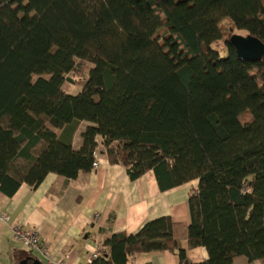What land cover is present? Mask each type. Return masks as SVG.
Masks as SVG:
<instances>
[{"label": "trees", "instance_id": "trees-1", "mask_svg": "<svg viewBox=\"0 0 264 264\" xmlns=\"http://www.w3.org/2000/svg\"><path fill=\"white\" fill-rule=\"evenodd\" d=\"M236 33L264 43V0H0V191L76 180L99 155L131 181L152 171L163 192L198 180L187 239L207 261L191 262L181 225L161 217L89 264L264 260V58L241 60ZM79 61L90 69L73 96Z\"/></svg>", "mask_w": 264, "mask_h": 264}, {"label": "crops", "instance_id": "crops-1", "mask_svg": "<svg viewBox=\"0 0 264 264\" xmlns=\"http://www.w3.org/2000/svg\"><path fill=\"white\" fill-rule=\"evenodd\" d=\"M78 133L74 145L79 147ZM100 166L90 173L68 180L49 174L37 189L23 185L12 197L0 191V264H20L31 256L42 264L67 260L68 264H89L91 256L114 234H136L146 223L170 217L180 226L181 247L193 263L209 259L203 248L191 249L187 227L190 224L189 198L199 181H191L168 191L159 189L155 174L150 171L131 181L126 169L112 164L99 155ZM38 228L40 240L48 254L31 251L14 237L13 226ZM129 264H178L170 251L138 254ZM235 264H264V260L249 263L239 257Z\"/></svg>", "mask_w": 264, "mask_h": 264}, {"label": "water", "instance_id": "water-1", "mask_svg": "<svg viewBox=\"0 0 264 264\" xmlns=\"http://www.w3.org/2000/svg\"><path fill=\"white\" fill-rule=\"evenodd\" d=\"M230 43L243 61L261 62L264 58V43L252 35L234 34ZM20 264H42L34 257H27Z\"/></svg>", "mask_w": 264, "mask_h": 264}, {"label": "built area", "instance_id": "built-area-1", "mask_svg": "<svg viewBox=\"0 0 264 264\" xmlns=\"http://www.w3.org/2000/svg\"><path fill=\"white\" fill-rule=\"evenodd\" d=\"M100 166V160L98 159L94 163V170L98 169ZM0 220L4 223L8 221V217L5 214L0 215ZM13 233L15 235L16 240H18L20 243L27 246L31 251L39 250L43 254H48L47 248L42 244L40 240V231L38 228L34 227L30 230L24 229L21 225H14L13 226ZM98 252L94 253L91 256L90 262L97 258ZM51 264H68L67 260L62 259L59 261H52Z\"/></svg>", "mask_w": 264, "mask_h": 264}, {"label": "rangeland", "instance_id": "rangeland-1", "mask_svg": "<svg viewBox=\"0 0 264 264\" xmlns=\"http://www.w3.org/2000/svg\"><path fill=\"white\" fill-rule=\"evenodd\" d=\"M224 25H228V23L225 22ZM227 38L228 37L225 36L223 40L219 41L213 46L216 50H218L222 58H227L229 54L228 49L225 45V41L227 40ZM78 63L80 64V72H74L73 74L67 76L66 83L64 85V89L73 96H76L81 92L83 85L88 77V72L90 69V64L83 61H79Z\"/></svg>", "mask_w": 264, "mask_h": 264}, {"label": "bare ground", "instance_id": "bare-ground-1", "mask_svg": "<svg viewBox=\"0 0 264 264\" xmlns=\"http://www.w3.org/2000/svg\"><path fill=\"white\" fill-rule=\"evenodd\" d=\"M25 229V228H24ZM26 230H30V229H26ZM14 237H15V235H14ZM36 252H40L41 253V251H39V250H35Z\"/></svg>", "mask_w": 264, "mask_h": 264}]
</instances>
